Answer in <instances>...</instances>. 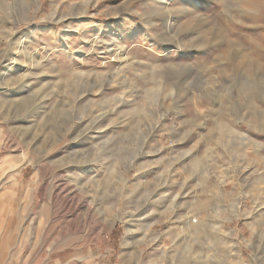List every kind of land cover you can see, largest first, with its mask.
<instances>
[{
	"label": "rangeland",
	"instance_id": "rangeland-1",
	"mask_svg": "<svg viewBox=\"0 0 264 264\" xmlns=\"http://www.w3.org/2000/svg\"><path fill=\"white\" fill-rule=\"evenodd\" d=\"M0 264H264V0H0Z\"/></svg>",
	"mask_w": 264,
	"mask_h": 264
},
{
	"label": "bare ground",
	"instance_id": "bare-ground-1",
	"mask_svg": "<svg viewBox=\"0 0 264 264\" xmlns=\"http://www.w3.org/2000/svg\"><path fill=\"white\" fill-rule=\"evenodd\" d=\"M33 111H34V109H30V111H28V112H26L27 113V115L28 116H30L31 115V113L33 114ZM38 111V110H37ZM30 118V117H29ZM31 118H33L32 117V115H31ZM88 125H90V123L88 124ZM96 125V124H95ZM98 125V124H97ZM97 125H96V127H97ZM94 126V125H93ZM92 126V127H93ZM90 130H92L91 128H89ZM32 155H36V152H35V150L32 152ZM34 156H32V157H34ZM32 160V159H31ZM30 160V161H31ZM28 161V160H27ZM33 161V160H32ZM3 162H5V161H3ZM68 162H70V161H68ZM28 163H30L29 161H28ZM71 164H69V165H72V168L73 169H79L80 168V166H81V162L80 161H73V162H70ZM32 164V163H31ZM60 166V165H59ZM65 166V165H64ZM68 166V165H67ZM106 170H108L110 173H112L113 171L112 170H109V168H107ZM76 172V171H75ZM73 176V175H72ZM86 178L88 177V176H85ZM68 178V177H67ZM67 180H69V181H64V179H61V181H60V183L54 188L55 190H54V192H52V197H62L63 196V200L67 203V204H69V203H73V199H72V197L70 198V196H69V193L67 192L68 190H69V184H70V182H71V180L70 179H67ZM84 180V179H83ZM86 180V179H85ZM52 187H54V186H52ZM53 191V190H52ZM51 197V198H52ZM52 203V202H51ZM80 203H81V201L79 200L78 201V205H77V209H79V205H80Z\"/></svg>",
	"mask_w": 264,
	"mask_h": 264
}]
</instances>
